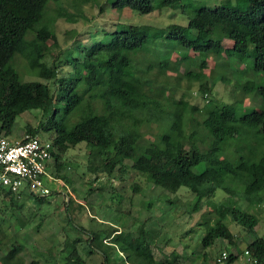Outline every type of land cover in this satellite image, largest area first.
Returning a JSON list of instances; mask_svg holds the SVG:
<instances>
[{
	"label": "trees",
	"instance_id": "16d2710c",
	"mask_svg": "<svg viewBox=\"0 0 264 264\" xmlns=\"http://www.w3.org/2000/svg\"><path fill=\"white\" fill-rule=\"evenodd\" d=\"M50 1L0 0V135L8 138L16 118L23 113L41 111L43 121L36 128L27 125L23 136L54 134L53 175L66 185L70 180L60 174L64 167L60 160L69 149L85 144L91 159L89 170L98 172L88 185L89 194L95 189L94 181L101 176L125 173V163L130 161V169L154 187L171 194L187 192L192 197L191 213L199 212L200 204H211L218 190L250 207L264 202V145L259 150L256 143L250 144V157L244 156L246 147L236 148L239 157L235 162L230 160L233 156L224 157L226 148L248 135L261 138L264 144V111L238 116L235 104L214 102L216 105L208 112H202L197 106L174 98L177 89L169 82L168 75L176 74L175 81L179 82L182 78L179 69L181 65L187 66L191 71L183 78L190 83L198 82L199 95L213 103L207 97L211 95L215 78L231 81L230 60L249 57L254 72L264 71V0H241L242 6L195 7L187 11V27L126 26L124 30L108 33L103 42L81 46L78 52L81 58L66 57L64 67L71 68V73L58 79L54 74H58L59 66L46 61L48 42L57 45L49 27L59 18L72 24L77 20L61 10L53 19L44 20ZM113 5L145 15L164 7L186 11L182 0H116ZM225 42L231 43V47L225 49ZM224 51L230 74L219 76L218 65ZM16 54L26 60L31 71H38L45 82L22 81L12 63ZM172 54L178 56L177 62L171 60ZM208 60L214 62L209 76L192 69L207 68ZM143 64L148 65L146 69L142 68ZM153 69L157 70L154 77H148ZM235 87L244 94L258 90L264 101V87L250 82ZM196 113L202 115L200 121L194 116ZM151 124H156L162 134L154 141H144L142 127ZM133 191L140 193L141 189L134 185ZM0 194L9 197L13 206L20 207L21 195L15 198L1 187ZM31 197L43 205L47 196ZM68 198L62 223L87 239L77 236L73 238L72 248L60 251L63 264H86L80 248L87 255L100 251L104 264H109L111 245L104 241L117 233V228L85 231L70 215L73 200ZM214 211L217 217L201 238V247L209 248L217 240L235 244L234 234L224 223L230 216L251 238L245 250L247 258L264 264V239L255 230L258 217L237 207L235 202L218 204ZM140 226L135 253L145 264H155L152 257L142 255L148 244L146 231ZM18 250L11 247L1 258V264H22L15 260ZM236 259L237 256L227 254L224 264H232Z\"/></svg>",
	"mask_w": 264,
	"mask_h": 264
},
{
	"label": "rangeland",
	"instance_id": "374dc122",
	"mask_svg": "<svg viewBox=\"0 0 264 264\" xmlns=\"http://www.w3.org/2000/svg\"><path fill=\"white\" fill-rule=\"evenodd\" d=\"M116 0H51L46 9L44 20L55 17L60 10L69 15H73L77 22L68 23L64 18H59L51 22L49 30L55 36L57 45L49 41L48 64L59 66L58 74L54 77L60 78L67 73H71V68L64 67L66 57L81 58L78 55L79 48L91 46L95 43L106 40L108 33L121 31L126 26H146L151 28H165L176 24L183 27L188 25L187 11L195 7L218 5L242 6L241 0H182L184 9L155 8L150 14H140L128 7L115 8L113 3ZM29 40L32 38L30 34ZM231 43L225 42L224 48H230ZM222 60L219 62V76L230 74L228 60L225 51L222 53ZM173 62L178 61L176 54L171 55ZM233 63L230 67V83L222 82L219 77L215 78V84L207 102L199 95V83L192 82L183 78L191 71L187 66L181 65L179 73L182 78L179 82L175 81L177 75L168 73L169 82L177 89L174 91L176 100H184L191 105L197 106L202 112H208L215 103L235 104L237 115L253 111H264V101L258 90L249 94L235 87L247 85L248 82L256 86L264 87V71L254 72L253 62L249 57H242L241 60H230ZM235 62V63H234ZM14 67L22 81H41L37 72L28 68L24 58L16 54L12 60ZM223 63V64H221ZM148 65L143 64L146 69ZM214 62L208 60L207 68L196 70L209 76L213 70ZM227 68V69H226ZM156 69L148 73V77H154ZM162 81L163 78H158ZM158 81V82H159ZM211 83L213 80L211 79ZM214 104V105H213ZM198 121L202 115H194ZM44 119L41 111H29L18 116L14 122L11 135L8 138L18 140L26 133L27 125L32 128L38 127ZM144 141H154L162 134L156 124L143 126L141 130ZM187 132H190L187 129ZM40 139L51 141L53 133L38 134ZM257 144L259 150L263 146L261 138L248 135L244 139L225 149L224 157H231L235 162L238 154L236 148L246 147L244 156L250 157V144ZM250 152V153H249ZM63 169L61 175L70 180L67 184L70 195H64L65 190L53 183H46L53 195L45 198V203L39 205L33 197L28 194H20L18 200L20 207L11 204L9 197L0 194V251L1 258L6 255L13 246L17 247L18 253L15 260H20L22 264H30L36 261L37 264H63L60 254L62 249L72 248L73 238L79 236L83 240L87 236L81 233L72 232L67 225H63L62 218L65 214V202L71 197L73 202L69 207V212L75 223L82 226L84 230H106L109 226L117 228L118 232L104 242L111 245L109 252V264H145L146 261L137 256L136 248L138 245V230L143 226L146 231L147 249L143 251L144 257H152L155 264H217L215 259L225 252L228 255H235L237 259L232 264H256L253 260L247 262L244 254L247 250L251 238L247 231L235 225L231 217L224 220L225 225L234 234V245L228 244L224 240H217L213 246L203 249L200 244L201 238L206 234V229L214 224L216 213L214 208L218 204L236 203V206L255 214L259 219V224L255 227L258 237L264 239V202L259 206L250 207L248 204L227 194L221 190L216 192L211 204H200V211L190 212L192 197L185 191L178 194H171L158 187H154L145 177L137 174L130 169L131 162L126 161V171L123 174L115 173L111 177L101 176L92 184L95 188L92 193H88L91 180L93 181L98 172L89 170L91 159L88 156L86 145L81 143L69 149L61 158ZM94 166L97 163L93 164ZM54 172L55 169H51ZM53 175V176H54ZM55 177V176H54ZM138 185L140 193L133 191V186ZM230 200V201H229ZM82 207H79V206ZM64 226L63 230L62 227ZM121 232V233H120ZM96 251V250H95ZM79 252L86 264H104V258L100 251L96 254L87 255L82 248ZM224 264V263H222Z\"/></svg>",
	"mask_w": 264,
	"mask_h": 264
},
{
	"label": "built area",
	"instance_id": "2783aa9c",
	"mask_svg": "<svg viewBox=\"0 0 264 264\" xmlns=\"http://www.w3.org/2000/svg\"><path fill=\"white\" fill-rule=\"evenodd\" d=\"M55 148L51 141L40 139L38 136L25 135L21 139L11 141L0 135V187L13 194L48 196L52 191L46 185L53 183L57 188L65 190L64 195H70L68 187L51 172ZM247 256L248 253L245 252ZM227 259L225 252L217 258V264ZM253 259L247 258V262ZM255 262V260H253Z\"/></svg>",
	"mask_w": 264,
	"mask_h": 264
}]
</instances>
